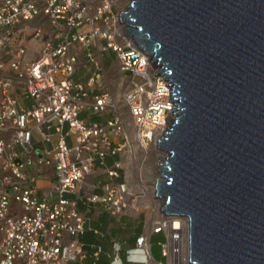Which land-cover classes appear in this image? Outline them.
I'll list each match as a JSON object with an SVG mask.
<instances>
[{"label": "built area", "instance_id": "obj_1", "mask_svg": "<svg viewBox=\"0 0 264 264\" xmlns=\"http://www.w3.org/2000/svg\"><path fill=\"white\" fill-rule=\"evenodd\" d=\"M122 3L0 0V264H65L81 255L82 246L67 236L83 234L86 220L76 198L67 193L78 189L95 160L121 154L107 170L104 192L89 199L102 202L114 216L129 204L124 156L132 151V143L112 95L101 89L104 54H114L129 78L123 97L143 150L152 141L158 143L176 115L173 87L159 71L160 64L152 61L134 36L125 33L120 11L128 4ZM38 18L44 23L28 35L40 41V51L28 60L23 34L29 22ZM80 53L88 59L86 78L78 76ZM16 86L31 103L22 101ZM110 108L114 112L105 120L91 118ZM50 130L58 137L52 151L37 148L36 132L50 139ZM45 164L55 167V200L37 196L34 181L41 177L39 167ZM120 169L125 176L121 182L116 180ZM167 215L162 213L153 221L152 231L168 233L163 250L166 264H174L178 250L171 239L176 232ZM137 248L149 253L148 233L138 236Z\"/></svg>", "mask_w": 264, "mask_h": 264}, {"label": "water", "instance_id": "obj_2", "mask_svg": "<svg viewBox=\"0 0 264 264\" xmlns=\"http://www.w3.org/2000/svg\"><path fill=\"white\" fill-rule=\"evenodd\" d=\"M120 20L173 87L155 185L190 263L264 264V0H131Z\"/></svg>", "mask_w": 264, "mask_h": 264}, {"label": "crops", "instance_id": "obj_3", "mask_svg": "<svg viewBox=\"0 0 264 264\" xmlns=\"http://www.w3.org/2000/svg\"><path fill=\"white\" fill-rule=\"evenodd\" d=\"M36 40V39H35ZM38 41V40H37ZM27 42V41H26ZM32 47L28 43L26 58L29 60V52ZM105 55L109 54H104ZM79 72L78 76L86 78L90 71L85 69L84 64L88 61L83 53L79 54ZM31 60V59H30ZM84 71V72H83ZM15 93L22 99L25 104L31 103L32 100L27 97L20 87H15ZM83 115H86L83 112ZM111 116L108 112L102 115L92 116L93 120H105ZM50 139L45 138L42 132H36L34 137L37 148H47L52 151L55 141L58 139L57 133L50 130ZM119 153L108 154L104 161L95 160L93 170L88 173L80 182L75 192H69L67 195L76 198L77 206L86 220V230L83 234L73 238L82 246L81 255L65 264H166L168 256L164 254L163 244L167 241L168 234L165 231L153 232V219L149 213L152 206L128 200L129 193L126 194L129 202L124 212L118 216L112 215L100 201H91L89 196L94 193H103V183L109 179L107 170L114 165ZM41 177L34 181L37 187V196L40 199L47 198L55 200L58 192L54 189L55 167L54 164H45L39 167ZM121 176L116 180L121 182L125 180L124 169H120ZM127 182L130 183L128 177ZM128 183V184H129ZM151 196V193L148 194ZM153 196V193H152ZM155 198H153L154 200ZM155 201V200H154ZM162 206V205H161ZM157 206L155 211L161 215L163 210ZM143 233L149 234V253L146 255L142 250L137 248V238ZM101 248V250H100ZM97 252V253H96Z\"/></svg>", "mask_w": 264, "mask_h": 264}, {"label": "rangeland", "instance_id": "obj_4", "mask_svg": "<svg viewBox=\"0 0 264 264\" xmlns=\"http://www.w3.org/2000/svg\"><path fill=\"white\" fill-rule=\"evenodd\" d=\"M130 2L131 0H123L122 5L129 4ZM42 23H44V20L40 18L32 20L29 22L28 28H25L26 33L23 34L25 41H27L32 47L29 52V58L31 60L35 59L39 54L40 41L35 40L31 35H28V33L31 34L34 27ZM103 61L105 66V75L102 79L101 89L108 90L112 95L117 106V110L124 121L125 127L130 133V141L132 143V151H128L124 156L125 169L128 171V177L130 178V183L128 182L130 187L128 200L133 199L137 202L142 201V204L144 205H151L152 207L149 208V213L154 221L159 217V213L158 211H155L157 210L155 208L160 204L162 205L163 197L161 199V203L156 199H154V201V195L152 196V193L155 190L154 182L160 175L159 162L161 161V158L159 157L162 155L164 156L166 152L159 148L155 141H152L146 150H143L140 144L137 143V140L135 139V127L133 125L132 114L123 97L125 90L129 86V78L121 71L118 60L115 58L114 54L105 55ZM107 112L109 115H112L114 110L110 108ZM150 193L151 196L148 195ZM181 220L183 222V227L181 229V240L179 242H174L173 239H171V243L173 247L175 244L178 245L181 250L179 253L177 251V254H175L177 255L175 260H180V262L184 264L189 263V253L187 250L188 229L186 217L181 218Z\"/></svg>", "mask_w": 264, "mask_h": 264}, {"label": "bare ground", "instance_id": "obj_5", "mask_svg": "<svg viewBox=\"0 0 264 264\" xmlns=\"http://www.w3.org/2000/svg\"><path fill=\"white\" fill-rule=\"evenodd\" d=\"M158 144V143H157ZM163 156V155H162ZM161 175H159V177H160ZM158 177V178H159ZM157 180V179H156ZM156 180H155V182H156ZM154 182V192H153V195H154V198L157 200V201H159L160 203H161V199H162V197L163 196H159V195H157L156 194V183ZM161 205V204H160ZM159 205V206H160ZM158 206V207H159ZM168 216V215H167ZM170 219H171V224H172V228H173V230H174V232H176L175 234H174V239H173V241L175 242H179L180 240H181V229H182V227H183V222H182V220H181V218H185V216H181V215H170V216H168ZM186 219H187V229H188V247H187V250H188V253H189V250H190V247H189V223H188V218L186 217ZM172 241V242H173ZM176 245V244H175ZM175 249L176 250H178V253H179V251H181L180 250V248H179V246L178 245H176V247H175ZM176 253H177V251H176ZM189 256V255H188ZM182 261V260H181ZM174 264H183L182 262H180V260H174ZM184 264H191L190 263V261H189V263H184Z\"/></svg>", "mask_w": 264, "mask_h": 264}]
</instances>
